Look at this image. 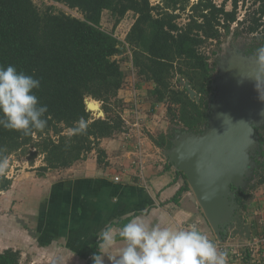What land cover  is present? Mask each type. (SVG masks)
Here are the masks:
<instances>
[{
    "label": "trees",
    "instance_id": "16d2710c",
    "mask_svg": "<svg viewBox=\"0 0 264 264\" xmlns=\"http://www.w3.org/2000/svg\"><path fill=\"white\" fill-rule=\"evenodd\" d=\"M50 1L75 9L82 16L56 10L54 5L40 8L34 0H0V65H14L18 71L39 78L41 87L36 94L48 106V124L43 132L24 136L0 128V148L5 149L2 155L7 158L36 148L30 152L31 161L43 154V164L37 168L40 176L69 169L92 154L99 166L109 164L102 142L129 133L123 112L135 105L126 104L120 96L121 89L128 87L124 62L150 85L149 93L156 101L152 103L154 107L158 103L167 106L172 123L197 132L207 125L211 115L208 95L213 90L215 63L210 60L216 52H207L208 43L216 40L219 46L222 37L237 25L257 37L254 41L259 46L264 45V0H252L253 12L241 19L240 2L248 0H230V10L227 0L221 4L214 0ZM104 11H109L113 18L112 30L102 26ZM129 16L133 18L131 27L121 38L115 33L116 28ZM122 53L128 55L117 57ZM181 78L190 81L200 96L198 101L184 87H177ZM89 97L102 103L105 117H96L88 110L85 100ZM81 118L88 124L87 134L69 136ZM260 128L256 129L262 149V159L256 160L257 180L237 193L244 209L264 195V125ZM146 133L158 148L171 147L165 132ZM165 165L166 169L173 168L168 160ZM175 173L184 179L174 197L178 201L191 187L182 171ZM11 184L10 178L0 175V192L8 190ZM128 219L114 224L122 226ZM209 230L213 242L219 239L212 228ZM94 251L96 244L91 254ZM22 258L21 249L8 247L0 251V264H56L31 263L29 259L23 263ZM87 264H92L91 258Z\"/></svg>",
    "mask_w": 264,
    "mask_h": 264
},
{
    "label": "crops",
    "instance_id": "0c3cea01",
    "mask_svg": "<svg viewBox=\"0 0 264 264\" xmlns=\"http://www.w3.org/2000/svg\"><path fill=\"white\" fill-rule=\"evenodd\" d=\"M134 85L136 90L149 92L150 85L146 82L139 80ZM127 90L124 87L120 91L126 102L133 99L129 98ZM152 106L151 103V112H158V104L153 106L154 112ZM140 108L133 105V109L127 108L123 112L127 123V114L133 112L137 116L128 125L129 133L102 142L108 151V165L99 166L96 155L92 154L69 169L47 172L50 183L42 191L31 188L26 193L29 203L25 206L12 203L13 209L7 211L6 216H10V221L7 223L0 215V228L5 231L1 243L6 246L7 243L16 244L20 234L26 244L42 243L43 248L40 246L39 250L61 244L56 249L60 254L74 255L76 263L71 264H87L99 230L108 223L120 227L114 223L141 213L161 226L181 227L196 222L209 239L213 238L211 226L192 189L185 190L178 201L174 200L184 179L175 173L174 167L166 169L168 159L150 138L145 137V131L152 132L151 127L156 126L143 123ZM156 150H161L159 156ZM116 176L120 179L116 180ZM260 201L250 206L259 208ZM30 225L34 227L32 230L28 228ZM123 246L120 240L110 250V255L117 256ZM39 252L38 257L45 260L47 256L43 254L46 252ZM105 264H108L107 258Z\"/></svg>",
    "mask_w": 264,
    "mask_h": 264
},
{
    "label": "water",
    "instance_id": "95a60500",
    "mask_svg": "<svg viewBox=\"0 0 264 264\" xmlns=\"http://www.w3.org/2000/svg\"><path fill=\"white\" fill-rule=\"evenodd\" d=\"M230 62L213 82L217 92L207 130L177 135L162 154L186 175L216 236L223 240L231 230L236 241L247 242L252 235L250 222L234 216L240 205L232 185L240 188L256 165L250 157L259 144L256 129L264 124V70L252 57L239 56ZM178 86L199 100L189 80L181 78ZM94 100H85L88 110L105 117L100 101ZM233 219L238 221L234 229L229 225Z\"/></svg>",
    "mask_w": 264,
    "mask_h": 264
},
{
    "label": "clouds",
    "instance_id": "9594fccd",
    "mask_svg": "<svg viewBox=\"0 0 264 264\" xmlns=\"http://www.w3.org/2000/svg\"><path fill=\"white\" fill-rule=\"evenodd\" d=\"M254 59L264 70V45L255 50ZM40 87L41 80L34 74L18 71L14 65H0V128L24 136L44 131L48 106L36 94ZM87 129V122L81 118L69 136L85 135ZM4 151L0 148V175L8 168ZM96 238L92 264H105V258L108 264H228L229 251L220 249L197 224L186 228L161 226L145 213L133 216L120 227L106 224ZM118 238L124 246L112 256L110 250L119 244Z\"/></svg>",
    "mask_w": 264,
    "mask_h": 264
},
{
    "label": "rangeland",
    "instance_id": "374dc122",
    "mask_svg": "<svg viewBox=\"0 0 264 264\" xmlns=\"http://www.w3.org/2000/svg\"><path fill=\"white\" fill-rule=\"evenodd\" d=\"M34 1L37 3V5L40 8H44L46 5H54L56 10H63L67 13H71L79 17L82 16V14L78 12L77 10L70 9L66 5L61 4V3H53L50 0H34ZM214 1L221 4L225 0H214ZM154 2H156V0H154ZM226 5H227V9L229 10L233 7L232 2L230 0H227ZM254 8H255V5H252V0H248L245 3L240 2V6L238 9V16H239L238 18L240 19L244 18L245 15L252 13ZM130 16L125 18V20L122 21V23L116 28L115 33L118 36L120 35L125 36L126 33L128 32L129 28L131 27V23L133 21V18H131ZM184 19H185V16L181 21L183 22ZM102 26L107 30H112L114 26V21L109 11H104L103 13ZM236 26L237 25H233L232 28H235ZM241 28L243 30V34L247 35L245 29L243 27ZM227 37L228 36H225V38L223 37L224 38L223 41L224 40L226 41ZM214 44L215 43L213 42L208 43L206 50L209 51L210 49L211 50L214 49L215 48ZM224 44L226 43L224 42ZM127 55H128L127 53H122V54L117 55V57L127 56ZM213 59L215 60V57L211 59L212 62H213ZM123 65H124L123 66L124 68L127 67L126 68L127 70L126 86H128L127 88L129 89L127 90L128 96L129 98H133L130 101L126 102V104L134 103L135 104L134 108L141 107L140 111L142 110L141 111L142 113L140 111L139 112L141 113V118L143 120V123L144 124L148 123V124H152L153 126H156L155 128L151 127V130L154 134L165 132L166 129H167V132H169L168 126L170 125L169 120L171 122V119L168 116L167 106L160 105V103H158V112L156 113L154 112L155 114L152 113L150 108H151V103L156 102L155 98L152 97L149 92L146 93L140 89H137L138 91L131 89L133 88V84H135V82H139V80L141 81V79H139V77L136 75L135 69L133 70V68H131L128 64H125V62L123 63ZM94 101L97 103V100H94ZM101 106H102V103H101ZM129 108L133 109V106L131 105V107L129 106ZM130 113L131 114H127L125 116V117H128V122H129L127 123L128 125H131L133 119L137 118V116L133 112H130ZM142 120L140 119V122H142ZM145 137L149 138L146 131H145ZM35 150L36 148H30L29 151L26 153H22V152L13 153L7 158L8 168L6 170V174L4 175H6L8 178L12 180V184L8 190H4L0 192V215L3 220L5 218L7 219V223L11 219L10 216L6 217L7 211H10L13 209V207L11 206L13 205L15 206V204L17 205L19 203H20V206L21 205L25 206V203L26 204L29 203L28 198L26 196L27 192L31 191L32 189H34L36 192L42 191L50 183V180H48L47 175L40 176L39 172L37 171V168L43 164V159H44L43 154H39L38 156L34 158L33 162L31 161L32 155L30 152H34ZM157 150H156V155L159 156L161 154V150L160 151H157ZM48 172H54V171H48ZM259 200H261L259 208L257 207L254 208L253 206H250L251 203L255 204V202L257 203ZM263 208H264V199H259V197H256L254 201H251L248 204L247 209L245 210L247 213L246 219L251 223V221L254 220L257 214L263 212L264 210ZM28 228L32 230L31 228H34V227L30 225ZM4 237H5V231L4 230L2 231V229L0 228V251L10 246L14 247L15 249H21L23 252V258H22L23 263H25V261H27L28 259L31 263L42 262V259L38 257V255H41V252L39 251H42V250L46 252V254H43V256L44 255L47 256V258H45L43 262L50 261L56 264H71L73 262L76 263V259L74 258V255L69 254L67 252H63L60 254L57 251L56 247L61 244H57V246L50 245V246H47L45 249L39 250L38 247L40 248L42 243H40V245L38 243L26 244L25 241L22 240L21 235L18 234V236L16 237L17 239L16 244L7 243L8 246H6L5 244L1 243ZM234 238L235 237L231 235L230 231H227L226 235L223 237V241L234 242L236 241ZM41 248H43V246H41Z\"/></svg>",
    "mask_w": 264,
    "mask_h": 264
},
{
    "label": "flooded vegetation",
    "instance_id": "af4514ba",
    "mask_svg": "<svg viewBox=\"0 0 264 264\" xmlns=\"http://www.w3.org/2000/svg\"><path fill=\"white\" fill-rule=\"evenodd\" d=\"M247 35H248V37H247ZM247 35L243 34L242 28L236 26L235 28H231L230 33L223 36L224 38H225V36H228L226 39L227 42L225 40L223 41L224 38L222 37V42L220 43L219 46L214 44L215 48L212 50H214L216 53L213 54L211 49L209 51H207L209 54H210V52L212 53V55H213L212 58L215 57V60L213 59V62H212V60H210L211 63H213V64L215 63V68H214V72H213V81H212L213 90L208 95V100H209V105H210L209 112L211 113V115H212L211 104L214 102L216 92H217V88L213 86V82L216 81L217 75L221 72V68H223L224 66L227 67L229 65L228 62L230 60H231L230 63H233L234 60H238L239 56H247V57L254 58L255 50L258 47H260L259 46L260 43L254 41V39L258 40L257 37H255L252 34H247ZM228 38H230V39H228ZM216 42L217 41L215 40L214 43H216ZM224 42L226 44H224ZM178 84H179V82L177 83V87H179ZM179 88H182V87H179ZM169 123H170V125L168 126L169 132H167V129H166L165 133L168 134V139L171 142V147H172V145H173L172 141H173V139H175L177 137V135H182L184 132H187V131H191V132H195V133H202L205 130H207L208 124H209V119H208L207 125L202 126L200 128L201 131H197V132L190 130L189 128L185 127L182 124L172 123V121L170 122V120H169ZM263 125L264 124L260 125L257 128H260ZM260 130H262V129L260 128ZM161 150H168V149H161ZM261 152H262V149L260 147V142H259L258 147H256V150L254 152L255 156L252 155L250 157L252 160H254L256 162V165L252 168V174L245 178V181L240 188H237V187H235V185H232V189L236 193V200H237V193L240 189L248 188L249 185H252L253 183H255V180H257L255 170L258 168L259 164L257 163L256 160L262 159ZM237 202H238V200H237ZM239 205H240V208L238 210H236V213L234 216L236 218L239 216L242 218H244V217L247 218L246 211H243L246 209H244V207L241 204H239ZM251 222H253V220ZM237 223H238V221L233 219L232 222L229 223V225L232 226V228H233L234 226H237Z\"/></svg>",
    "mask_w": 264,
    "mask_h": 264
},
{
    "label": "built area",
    "instance_id": "2783aa9c",
    "mask_svg": "<svg viewBox=\"0 0 264 264\" xmlns=\"http://www.w3.org/2000/svg\"><path fill=\"white\" fill-rule=\"evenodd\" d=\"M196 1L198 0H192V3ZM157 2L159 0H156ZM120 37L123 38L124 36ZM133 90H136L134 84ZM115 179L119 180L120 177L116 176ZM260 197L264 198V195ZM259 214L251 222L252 235L247 242L215 240L220 249H227L229 251L228 264H264V210ZM190 224L193 223L185 224L181 228H186ZM195 224L198 226V223L195 222Z\"/></svg>",
    "mask_w": 264,
    "mask_h": 264
}]
</instances>
